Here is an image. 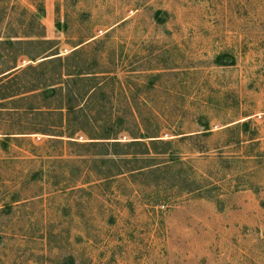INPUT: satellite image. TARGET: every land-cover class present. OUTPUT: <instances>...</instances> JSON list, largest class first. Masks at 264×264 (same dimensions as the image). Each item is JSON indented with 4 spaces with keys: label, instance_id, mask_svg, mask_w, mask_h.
Instances as JSON below:
<instances>
[{
    "label": "rangeland",
    "instance_id": "1",
    "mask_svg": "<svg viewBox=\"0 0 264 264\" xmlns=\"http://www.w3.org/2000/svg\"><path fill=\"white\" fill-rule=\"evenodd\" d=\"M6 70L0 264H264V0H0Z\"/></svg>",
    "mask_w": 264,
    "mask_h": 264
},
{
    "label": "trees",
    "instance_id": "2",
    "mask_svg": "<svg viewBox=\"0 0 264 264\" xmlns=\"http://www.w3.org/2000/svg\"><path fill=\"white\" fill-rule=\"evenodd\" d=\"M8 70L4 71V72H0V75H4L5 73H7ZM7 75V74H6ZM4 75L5 77H8ZM60 75V74H59ZM1 77V76H0ZM59 83V82H58ZM49 87V86H48ZM29 91H34V90H37V89H41L40 91H43L42 93V96L44 97L45 101L49 100V99H54L56 98L59 102V105L56 106V107H52L51 104H48V105H45V106H42V107H28V110H31V112H34V114L36 116H40V115H45V113L47 114H52V113H56L58 115V120H59V123L58 124H54L53 126H48L50 127V129H53V132H57L61 135H64L65 133H67L69 131L70 135H73L75 133V129L74 128H71L70 125L72 124L71 122V116H70V113H72L71 111L68 112L67 114L64 113L65 111V107H64V103H65V100H64V96H63V89L62 88H54V87H49V88H27ZM7 89H6V86H0V105H5L6 103V100L8 99V97L11 95V94H8L7 92ZM29 91H26L25 93L29 92ZM22 94V93H20ZM67 110H70V106H67L66 107ZM25 112H29L27 111V109H24ZM46 111V112H45ZM80 112H83L80 111ZM66 119V120H65ZM83 120L84 119H81L80 122L83 123ZM89 120V118H88ZM89 122V121H88ZM82 128H80L81 130ZM55 130V131H54ZM38 131H50L48 130L47 128L45 129H41V130H38ZM59 131V132H58ZM65 131V133H64ZM45 133V132H43ZM47 134V132L45 133ZM56 135V134H54ZM96 136H94L93 138H90V139H94L93 141L89 142L88 145L91 146L92 148H98V146H103L106 148V153H104L103 155H110L111 152H109V149H108V146L111 145V146H115L116 147H120V146H123L128 150L132 149V148H137L138 146H144L146 147V150L144 152H138L137 151H134V152H124V153H120L118 154V152H115L113 154H118L119 156L120 155H131L133 156V159L134 162L138 167V168H133L131 169L130 171L134 172V171H144L145 169H149V170H152L151 172L154 173V172H158L160 171V166L159 164H155V161L157 159H159L161 157V152H156L155 155H158L159 158H157L158 156H155L154 154H150V147L148 144H145L144 141L145 140H132L131 142H126L125 144H122L121 141L119 140H115L117 139V137H113V135H117V134H113L112 132H107V133H104V134H95ZM59 136V135H57ZM150 136H141V137H138L140 139H144V138H148ZM137 138V137H136ZM113 139V140H112ZM112 140V141H111ZM106 141V142H105ZM152 141V144L153 145H156L160 142H164L165 140H151ZM156 141H160V142H156ZM168 143V142H166ZM170 143V142H169ZM84 147H87L86 144H83ZM147 154V155H150L148 158H145L144 160V163L143 166H140L139 165V162H140V158L138 157L139 154ZM93 156V157H92ZM98 156V154H95V155H91V156H87L88 158H92V159H96L95 157ZM135 156V157H134ZM129 159V158H126V159H121V162H118V160L116 159H104L102 160V162L105 164V165H108V164H112L113 166L111 167H114L116 169V173H113L115 175H119V174H122L123 170L128 166V165H131L132 164V160ZM174 159H177V158H174ZM173 159V160H174ZM111 169V168H110ZM112 173V172H110Z\"/></svg>",
    "mask_w": 264,
    "mask_h": 264
}]
</instances>
